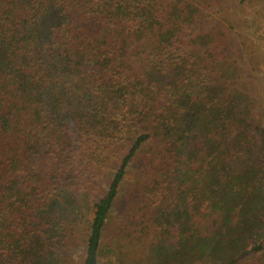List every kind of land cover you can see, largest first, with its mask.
<instances>
[{
	"label": "trees",
	"instance_id": "obj_1",
	"mask_svg": "<svg viewBox=\"0 0 264 264\" xmlns=\"http://www.w3.org/2000/svg\"><path fill=\"white\" fill-rule=\"evenodd\" d=\"M224 3L0 0V264H62L83 224L99 264L131 167L154 264H264V113Z\"/></svg>",
	"mask_w": 264,
	"mask_h": 264
},
{
	"label": "rangeland",
	"instance_id": "obj_2",
	"mask_svg": "<svg viewBox=\"0 0 264 264\" xmlns=\"http://www.w3.org/2000/svg\"><path fill=\"white\" fill-rule=\"evenodd\" d=\"M224 5L226 11L214 16L222 25H229L230 18L241 20L243 28L230 32L237 45L242 46V59L246 58V62L238 66V82L253 88L255 112L261 115L264 113V0H246L244 3L242 0H225ZM229 9L235 16L229 14ZM136 173L137 168L131 167L130 174L121 184L104 229L99 264H154L149 253L163 238L156 224L159 203L156 197L139 193L144 183L135 179ZM155 209L156 213L153 212ZM85 227L79 225L72 234L74 242L65 251L62 264H83Z\"/></svg>",
	"mask_w": 264,
	"mask_h": 264
}]
</instances>
